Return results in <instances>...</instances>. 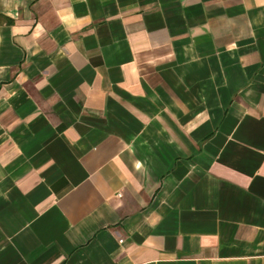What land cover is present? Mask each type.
<instances>
[{
    "label": "crops",
    "instance_id": "1",
    "mask_svg": "<svg viewBox=\"0 0 264 264\" xmlns=\"http://www.w3.org/2000/svg\"><path fill=\"white\" fill-rule=\"evenodd\" d=\"M0 264H264V0H0Z\"/></svg>",
    "mask_w": 264,
    "mask_h": 264
}]
</instances>
